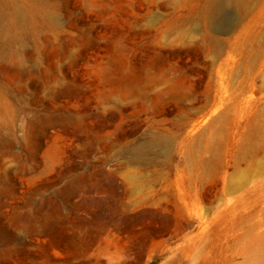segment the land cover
<instances>
[{"label": "rangeland", "instance_id": "374dc122", "mask_svg": "<svg viewBox=\"0 0 264 264\" xmlns=\"http://www.w3.org/2000/svg\"><path fill=\"white\" fill-rule=\"evenodd\" d=\"M0 264H264V0H0Z\"/></svg>", "mask_w": 264, "mask_h": 264}, {"label": "bare ground", "instance_id": "6f19581e", "mask_svg": "<svg viewBox=\"0 0 264 264\" xmlns=\"http://www.w3.org/2000/svg\"><path fill=\"white\" fill-rule=\"evenodd\" d=\"M213 2L218 5L232 4L237 7H244V5L248 2V0H213ZM130 180L131 182H134V179L132 177H130Z\"/></svg>", "mask_w": 264, "mask_h": 264}]
</instances>
